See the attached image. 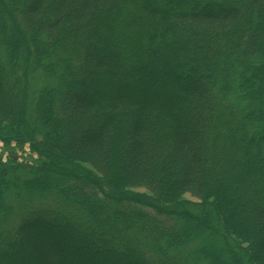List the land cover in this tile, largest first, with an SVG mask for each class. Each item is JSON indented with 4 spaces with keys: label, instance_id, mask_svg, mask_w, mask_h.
Returning a JSON list of instances; mask_svg holds the SVG:
<instances>
[{
    "label": "trees",
    "instance_id": "obj_1",
    "mask_svg": "<svg viewBox=\"0 0 264 264\" xmlns=\"http://www.w3.org/2000/svg\"><path fill=\"white\" fill-rule=\"evenodd\" d=\"M250 67L264 0H0V140L38 156L0 163V264H264Z\"/></svg>",
    "mask_w": 264,
    "mask_h": 264
},
{
    "label": "rangeland",
    "instance_id": "obj_2",
    "mask_svg": "<svg viewBox=\"0 0 264 264\" xmlns=\"http://www.w3.org/2000/svg\"><path fill=\"white\" fill-rule=\"evenodd\" d=\"M246 70H247V72L253 71L254 76L252 77L251 81H254V82L257 81L258 82L259 87L257 88L258 89L257 96L262 100V98L264 97V84H263V81H264L263 73H264V71H260V72L258 70L256 71L254 67L247 68ZM254 71H256V72H254ZM32 142L25 141V142H22V144L11 142V143L7 144V143L0 140V163L2 165H8L10 163L9 159H13L18 164L33 165L35 163V161L37 160L38 156H37L36 151L33 149L32 145H31ZM237 144H239V142H237ZM58 154H61V152L58 151ZM86 166L91 168V166H89V165H86ZM91 170L93 171L92 168H91ZM14 173H17L21 176L25 175L24 173H18V172H14ZM253 177H256V176L254 175ZM251 183H252V180L250 179V180H246L244 184L249 187V186H251ZM130 189H131L130 192L134 195L133 197L137 200L149 201L151 199V198H149V193L143 188H130ZM260 194H262V193L260 192ZM181 197L185 201H190V202L196 201V202H198V200L191 197L189 194H183ZM69 245L72 246V242H69ZM18 247H19V251L22 253V256H23V261H22L23 264H32V259L30 257V253H29L28 249L22 247L21 244ZM18 247H17V249H18ZM215 251L213 252L214 255L212 254V257L215 259V261L218 262V263L214 262L215 264H220V263L221 264L222 263H224V264H235L234 256H231V258H230V256H227L225 254L226 252H224V251H218V250H215ZM56 254H57L58 258H61V260L66 264H70L69 262L71 260L74 261L73 264H81L82 262H79V260L82 257H84L79 252H77V254L73 253V252H69V249L67 248V246L62 245V244L59 245V247L57 248ZM69 254H71V255H69ZM8 259H7V261H8ZM256 259L264 261V254L256 255ZM3 262H5V260ZM240 263L241 264H247V262H244L243 260H241ZM14 264H20V263L18 261H15Z\"/></svg>",
    "mask_w": 264,
    "mask_h": 264
}]
</instances>
